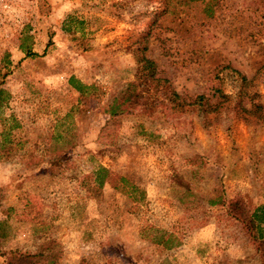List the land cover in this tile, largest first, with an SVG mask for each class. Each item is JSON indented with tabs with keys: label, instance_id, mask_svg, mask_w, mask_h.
<instances>
[{
	"label": "rangeland",
	"instance_id": "1",
	"mask_svg": "<svg viewBox=\"0 0 264 264\" xmlns=\"http://www.w3.org/2000/svg\"><path fill=\"white\" fill-rule=\"evenodd\" d=\"M0 91V264H261L264 0H0Z\"/></svg>",
	"mask_w": 264,
	"mask_h": 264
},
{
	"label": "trees",
	"instance_id": "2",
	"mask_svg": "<svg viewBox=\"0 0 264 264\" xmlns=\"http://www.w3.org/2000/svg\"><path fill=\"white\" fill-rule=\"evenodd\" d=\"M25 52L26 54H30L29 50ZM146 61L148 65L146 64L145 70L149 71L150 67L148 66H154V63L149 60ZM149 76L152 78L154 77V75H152L150 72L148 77ZM161 80L163 79L156 78L155 86L160 85ZM69 85L79 93V96L84 95L86 93L85 90L92 88L91 86L81 84L74 77H71L69 79ZM136 86L138 85L134 83H128L126 85L127 89L123 92L122 96L117 99L114 98L111 103L107 106L105 113L114 117L120 113L125 112L127 108L132 105V103H136L139 98L135 91ZM1 93L2 91H0V95ZM198 99L202 100L203 98L199 96ZM179 100L180 96L175 91H172L169 95V101L180 108L181 105L179 103ZM93 177V182L98 188L103 187L106 183L110 184L111 186H114L115 188H118L117 183L119 181H123V178L113 177L112 173H110L109 170L104 167H100L95 170L93 172ZM228 207L230 211L239 212L240 216L239 218L237 217L236 220L245 222L246 226L248 227V230L251 232V238L256 244V253L260 255L261 264H264V238L259 235L258 225L256 223L255 216L246 213V211L241 206H239L236 201H230L228 203ZM54 245L55 243L53 241L47 242L42 246L40 252L36 254H23L19 251H11L8 254L1 255L5 257L4 264H55V258L48 263H43V261L41 260L42 257H46L44 255H46L47 253H54Z\"/></svg>",
	"mask_w": 264,
	"mask_h": 264
},
{
	"label": "crops",
	"instance_id": "3",
	"mask_svg": "<svg viewBox=\"0 0 264 264\" xmlns=\"http://www.w3.org/2000/svg\"><path fill=\"white\" fill-rule=\"evenodd\" d=\"M261 228H264V224H261V225L258 227V229L260 230V231H259V235H260L261 237L264 238V232H263V230H262Z\"/></svg>",
	"mask_w": 264,
	"mask_h": 264
}]
</instances>
